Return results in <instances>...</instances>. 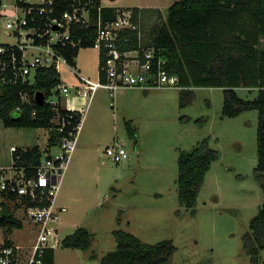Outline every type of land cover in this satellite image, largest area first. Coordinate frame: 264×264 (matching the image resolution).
Returning a JSON list of instances; mask_svg holds the SVG:
<instances>
[{"label":"rangeland","instance_id":"rangeland-1","mask_svg":"<svg viewBox=\"0 0 264 264\" xmlns=\"http://www.w3.org/2000/svg\"><path fill=\"white\" fill-rule=\"evenodd\" d=\"M174 1L102 3L117 8L154 5L164 14ZM153 12L145 13L140 26L143 35L147 36L157 19ZM8 19L12 18L0 15V40L4 42L14 40L5 27ZM76 64L80 74L97 80L99 50L81 48ZM74 69L67 63L58 65L62 84L70 90L68 95L62 94L64 100L77 94L80 79ZM192 89L194 95L185 106H180L179 87L120 88L114 97L105 88L95 93L57 194L58 205L67 209L56 223L59 241L52 264H101L100 258L117 247L115 229L132 232L152 244L172 240L176 250L171 264H254L243 247V236L264 204V190L255 174L259 113L253 109L235 117L224 116L223 88ZM238 93L245 99L257 96L256 89L239 88ZM127 123L135 136L128 134ZM2 129V162L7 161L12 144L27 147L37 143L42 149L47 146L48 129ZM204 139L221 152V157L213 162L195 206L189 208L178 194L179 152L190 150ZM120 141L125 143L128 157L115 163L106 148ZM51 152L59 153V146L52 147ZM15 172H0V191L3 179ZM12 209L16 216L26 219L18 206ZM31 225L26 220L21 229L0 226V240H15L29 250L34 241ZM78 227L91 232V246L65 247L62 240ZM258 264H264V250Z\"/></svg>","mask_w":264,"mask_h":264},{"label":"trees","instance_id":"trees-1","mask_svg":"<svg viewBox=\"0 0 264 264\" xmlns=\"http://www.w3.org/2000/svg\"><path fill=\"white\" fill-rule=\"evenodd\" d=\"M101 1L89 0L87 6L93 16L97 15ZM72 8L70 1L56 0L52 15L61 16ZM118 9L103 6L100 13L104 20H112L116 18ZM132 9L140 26L146 12L154 11L158 16L147 36L142 34L139 38L136 30L124 31L120 49H138L143 53L144 48L153 47L156 57L166 59L168 72L179 77L180 106L191 101L193 87H220L224 91V116L235 117L246 110L258 111L255 174L264 190V0H175L164 14L160 9ZM76 33L82 36L81 43L61 49V54L74 67L77 66L79 50L94 47L96 25L91 22L87 27L77 28ZM102 56L101 53L100 66L104 62ZM101 77L105 80L102 71ZM61 84L60 72L54 66L40 67L33 82L22 79L0 82V126L45 128L49 131L46 149L34 145L15 147L13 150L14 168H23L28 177L36 174L37 166L44 156H50L52 147L59 146L70 131L77 132L81 124L82 113L63 106L60 90L57 89ZM239 88L256 89L257 96L245 99L239 95ZM38 91L45 94L42 104L35 100ZM54 98H58L57 104L50 102ZM64 118L66 125L60 131ZM126 129L130 136H135L129 123ZM220 157L221 152L210 147L207 139L197 142L190 150H180L178 194L186 207L195 206L207 172ZM1 195L5 200L0 202V226L9 230L22 228V221L7 203V200L16 201L17 197L4 190H1ZM120 220L119 215V223ZM113 234L117 247L100 258L101 264H171L176 250L172 240L152 244L123 229H115ZM5 242L10 243L9 239ZM91 242L92 234L85 227H78L62 240L65 247L80 249L89 248ZM243 247L252 262L258 264L260 253L264 250V204L243 236ZM53 251L45 253L42 264H52Z\"/></svg>","mask_w":264,"mask_h":264},{"label":"built area","instance_id":"built-area-1","mask_svg":"<svg viewBox=\"0 0 264 264\" xmlns=\"http://www.w3.org/2000/svg\"><path fill=\"white\" fill-rule=\"evenodd\" d=\"M67 1L73 4V8L56 16L52 15L56 0H0V15L12 18L8 19L5 27L8 35L14 37L9 42L0 40V82H17L18 79L33 82L40 67L54 66L58 69L61 62L69 65L61 49L79 45L83 39L76 33L77 28L87 27L92 22L96 25L97 33L94 47L99 50V55L103 54L104 62L99 65L97 80L80 74L75 66L80 84L77 94L67 99L68 102L80 97H92L100 88L107 89L113 97L120 88H181L179 77L168 72L167 60L156 57L153 47L144 48L143 53L138 49L121 51L124 31L136 30L139 38L142 37L140 23L135 19L132 8H120L115 19L104 20L100 13L104 6L102 1L95 16L87 6L89 0ZM101 71L105 74V80L101 77ZM57 89L60 90V98L63 93L68 95L70 92L69 86L64 83ZM23 97L26 98L25 95ZM50 102L57 104L58 98ZM65 125L64 118L59 130L63 131ZM79 129L80 125L77 132L70 131L62 138L59 153L43 157L35 175L28 177L21 168L13 176L3 179L1 190L17 197L19 209L32 224L34 241L28 250L25 245L16 242L7 244L2 239L0 264H42L45 253L57 247L59 232L56 223L60 214L67 209L56 203L57 194L75 149ZM106 154L115 163H121L128 157L123 141L108 146Z\"/></svg>","mask_w":264,"mask_h":264},{"label":"crops","instance_id":"crops-1","mask_svg":"<svg viewBox=\"0 0 264 264\" xmlns=\"http://www.w3.org/2000/svg\"><path fill=\"white\" fill-rule=\"evenodd\" d=\"M112 7V6H111ZM132 7H138V8H142V9H147V10H151V9H160L159 7H157V6H154V5H149V6H144V7H139V6H132ZM161 10V9H160ZM154 13V12H153ZM95 95V94H94ZM94 95L92 96V97H80V98H78L77 100H75L74 102L71 100L70 102H68L67 101V99H65L64 100V98L62 97L61 98V102H62V104L64 105V106H66V107H70V109H76V110H79L81 113H82V121H81V124H80V128H81V125H82V122L86 119V111H87V109L89 108V105H90V102L92 101V100H94ZM69 103H72V105H68ZM86 107V108H85ZM2 128H17V129H42V128H25V127H6V126H3V125H1L0 126V132H2L3 131V129ZM44 129V128H43ZM80 130V129H79ZM79 134V133H78ZM22 136H24L25 137V135H24V133H22ZM3 137H5V135H0V139H2ZM34 145H39V144H34ZM33 145V146H34ZM15 147H26V146H19V145H15V144H12L11 146H10V154H9V157L6 159L7 161L6 162H2L3 161V156H4V154L2 153V152H0V172L2 173V174H4V172L6 171V172H8L9 171V169H11L12 171H13V173L15 172L14 171V166H13V164H14V161H13V156H12V154H13V150H14V148ZM27 147H31V146H27ZM47 148V146L44 148V149H46ZM51 154H53L51 151H50V155ZM44 157H46V156H44ZM9 161V162H8ZM14 168V169H13ZM15 173H17V170H16V172ZM0 175V177L2 178V176L3 175ZM9 178V177H8ZM5 200V198L1 195V191H0V202L1 201H4ZM7 203H9V205H10V207L11 208H13L14 206H18V205H16V201H15V199L14 200H7ZM57 203V202H56ZM58 204V203H57ZM18 208H19V206H18ZM14 214H15V216H16V213L14 212ZM21 215V214H20ZM18 219H20L21 221H22V223H23V227L25 226V221L27 220V221H29L28 220V218H27V216H25L26 217V219L25 218H23V217H21V216H16ZM22 227V228H23ZM16 230V229H21V228H13V230ZM1 241V240H0ZM14 242H15V240H14ZM10 243H12V242H10ZM17 243V242H16Z\"/></svg>","mask_w":264,"mask_h":264},{"label":"water","instance_id":"water-1","mask_svg":"<svg viewBox=\"0 0 264 264\" xmlns=\"http://www.w3.org/2000/svg\"><path fill=\"white\" fill-rule=\"evenodd\" d=\"M35 100L38 104H42L45 101V94L42 91L36 92Z\"/></svg>","mask_w":264,"mask_h":264}]
</instances>
